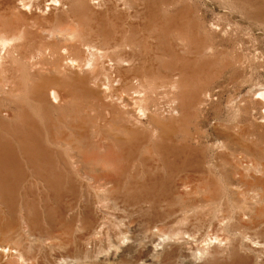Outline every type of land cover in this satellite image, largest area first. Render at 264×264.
Instances as JSON below:
<instances>
[{
	"label": "rangeland",
	"instance_id": "1",
	"mask_svg": "<svg viewBox=\"0 0 264 264\" xmlns=\"http://www.w3.org/2000/svg\"><path fill=\"white\" fill-rule=\"evenodd\" d=\"M78 1L0 0V31L22 27L32 38L24 51L37 48L70 90L46 127L67 138L39 139L49 149L39 155L44 171L67 183L61 195L10 136L17 112L34 114L35 104L25 92L0 94L15 159L4 176L17 180L12 201L0 196V264H264V0H93L87 12ZM73 30L133 44L137 67L126 72V98L146 109L132 132L120 127L125 117L115 122L128 151L107 152L108 140L96 138L104 105L91 88L106 68ZM18 61L26 71L15 78L26 90L30 66ZM63 63L71 70L60 74ZM111 79V91L120 88ZM82 115L92 145L68 126Z\"/></svg>",
	"mask_w": 264,
	"mask_h": 264
},
{
	"label": "bare ground",
	"instance_id": "2",
	"mask_svg": "<svg viewBox=\"0 0 264 264\" xmlns=\"http://www.w3.org/2000/svg\"><path fill=\"white\" fill-rule=\"evenodd\" d=\"M72 1H74V0H72ZM91 1H93V0H79L78 1L79 9H82L83 11L87 12L91 8ZM54 2L59 3L61 5L64 4L63 3L64 1L62 2V0H54ZM103 2H105V1H103ZM112 6L113 5L110 4L109 8L112 9L113 8ZM73 7H74V4H73ZM73 7H72V10H73ZM69 8L71 9V7H69ZM85 12H83V13L85 14ZM14 19H16V18H14ZM13 25L14 26L11 27L12 28L11 30H13V31L9 34L6 33V31H4V30H3V32L0 31V94L2 92H5L6 89H8V92H10V93L14 92V91L19 92V93L25 92V94L28 95V96H25V98L27 99V102L28 103L32 102L35 104L36 113L33 114L31 109L28 110L27 107L23 106L24 108L20 109L21 111L19 110L16 114L17 117H19V119H18L19 123L16 124L17 126L16 127H13V126L8 127V124L6 123L7 120L3 118L4 116L2 117V112L3 113H6V112L1 110V107H0V196L3 198L4 201H7L8 197L12 201L14 199V196H12V195L10 196L9 192L13 191L12 187L15 184H17L16 179L9 181V180L5 179V177L6 176L8 177V175L4 176V174L9 173L7 170H8V168H10L11 163H13V161L15 160L14 158H12L9 155L12 152V148L10 145L11 140L9 142L8 140H6L7 138L3 137L6 134H8L7 133L8 129H10L12 127H13V130H12V132H10V136L12 135L13 138L17 139V144L22 149V152L24 153L25 157L29 158V160L31 161L32 167L34 168V169L33 168L32 169L37 171V170H41V168H42V171H40V172H42L41 174L43 176H45V177L47 176L45 179L48 181V183H50L49 188H52L54 193L61 195L62 194V188H64L63 185H64V183H66V181H64V178L61 180V177H59V179H57V178L50 179L49 178L50 176L48 177L47 173L44 171V170H46L45 164H44V166L42 164H40L41 161L39 160V158H40L39 155L47 156L49 149L46 148L45 146H43L39 142V139L41 137L43 138V136H44L46 139H48L52 143L56 142V144H59V143L63 142L62 139L67 138V134L65 135V133H63L64 131L59 133V134L58 133L53 134V132L51 133V131H47L46 127L49 128V130L53 128L54 122H53V117H52V113H51V111H53V107L56 105H60V104L66 102L68 100V97L70 96V90L67 88V85H69V84H67V82H65V85H64L65 87H63L59 81L60 80L59 76H56L55 69L52 66H51L52 68L46 67L44 65V63L42 64L37 59V58H39V57H37L38 56V52L36 51L37 48L35 49V51L33 49L29 50V51H24V45L27 46V42L30 40L31 37L29 36L27 39V35L25 34L24 29L22 27H20L19 25H17V26H15V24H13ZM2 29H4V28H2ZM69 34H71L73 39H74V37L79 38V42L82 43L81 45H83L84 47L87 46V49H88L87 51L90 54V56L99 57L101 66H104V68H106V79H104L102 83H99L98 80L97 81L95 80L94 81L95 87H98V88H93V89L91 88V90H93L92 91L93 94H97V93H98V95L100 94L99 97L101 96L100 99L102 101V104L104 105L102 112L96 113V116L99 118V122H100V120L103 121V123H102L103 126L100 128V132H101L100 134L101 135L99 134V136L97 135L98 137L96 136V138H98L97 140L100 141V144H102L103 138H104L103 141H105V139L108 140V142L106 144H104V145H107V149H105V150H107V152H109L111 150L116 151V153H118V152L121 153V152H124L126 150L128 151V145L126 146V143L124 142V140L122 138H120L116 134V132H114V129H118V126L116 127L115 122L117 119H119V116L125 117L128 120V122H125L124 124L122 123L120 127H121L122 131L125 130L126 132H130L131 131L130 129L132 127L129 124H133V122L135 123V119L137 118L136 116L139 115L138 113L140 111H145V109H146V108H144L143 105H140V104L137 105L136 104L137 102H135L136 105H133V102H130L128 100L129 97L126 98V96L129 95V92H127L128 91L127 89H128L129 83L131 81V79L129 78V76L126 72L134 71V69L137 67L136 66L137 62H135V59H138V58H136L137 54H136L134 48L132 47L133 44L131 45L132 38L130 39V36H129L128 40H131L130 41L131 43H127L126 45H124V43H122V44L117 43L115 45H111L110 44L111 38H105L104 37V39L102 38L101 42L100 41L97 42V41H94V38H92V37H91L92 39L90 37H89L90 38L89 39L88 37L86 38V37L80 35V33L77 30H73V31L69 32ZM94 37H96V36H94ZM99 38H100V36H99ZM99 38H97V39H99ZM125 41H126V39H125ZM73 46H74V44H73ZM73 46H72V48H73ZM14 53H16V54H14ZM88 53H87V55H88ZM63 59H64V57H63ZM18 60H22V61L24 60L30 66L29 72H30L31 83H28L29 88H27L25 86L26 90H23V88H22L23 83L21 82V80L17 81L18 79L16 80V78H15V77H17L16 75H18V76L21 75L20 77L22 79V76H23V74H25V71H26V69L23 70V68H20V66L17 67L15 65L16 63L19 64ZM86 60H87V63L90 64V63H92L93 58L88 56L86 58ZM80 61L82 62V60H80ZM63 64L60 65V69L57 68L59 70L60 74L66 73L65 71L67 69L68 70L70 69V68H68V66H71L70 63H69V65H67V64L63 65ZM80 64H82V63H80ZM143 68H145V67H143ZM141 70H143V69H141ZM29 72H28V74H29ZM135 74H136V70H135ZM68 75L69 74H67V76ZM74 75L75 74H73V76ZM141 76H142V74H141ZM141 76H139V77H141ZM27 77H29V76H27ZM82 78H79V79L81 80ZM110 78H112L111 79L112 82L118 81V84L120 83V86H119L120 88L115 87L111 91ZM66 80H68V78ZM75 80H74V82H75ZM82 81L84 82V80H82ZM27 82H29V81L26 80V83ZM74 82H72V83H74ZM75 84H77V83H75ZM115 86H116V84H115ZM136 89H138V88H136ZM140 92H141L140 90H135L134 93L139 94ZM21 96H23V95H21ZM94 97L96 98V96H94ZM12 112L10 113L11 117H13L15 115L14 114L15 112L14 113H12ZM84 118L85 117L82 115L76 119L79 121L78 123L72 122L73 124H70L71 123L70 122L68 126H70V128L72 130L71 133L74 135L73 138L77 137L79 140H83V142H81V143H84V140H86L85 141L86 145H92L91 140L89 141V137H91L90 136L91 133L88 132V130L85 126V122L87 119H84ZM36 119H38L39 121ZM137 120H138V118H137ZM113 136L116 138H120V139L112 140ZM79 140H77V141H79ZM42 141L43 140H41V142ZM104 145L103 146L101 145V146L104 147ZM105 148H106V146H105ZM130 152H128L129 156L131 154ZM161 152H162V156H163V149H161ZM7 155H9L10 157H7ZM111 158L115 159V157H113V156H111ZM111 158L107 157L106 159L113 162V160ZM46 159H47V157H46ZM44 160H42V161H44ZM162 160H163V157H162ZM46 163H47V161H46ZM175 166H177V165L175 164ZM119 167H120V165H119ZM49 170L50 169H48V171ZM54 174H56V173H54ZM55 176L57 177V174ZM52 181H54V182H52ZM114 183L117 184L116 181H114ZM133 197H134V199L137 198L136 201L137 202L139 201L138 203H140V201L144 202L147 199H148V201L150 200L149 198L146 199V198H143L142 196L138 197V196L134 195ZM133 197H131V199ZM134 199H133V201H134ZM134 205H136V204H134ZM155 214H156V216H154V217H156L157 219L162 218L161 214H159V213H155ZM150 217H151V215H150ZM154 220H155L154 218H151V220L148 221L149 223L146 221V223H148L147 229L150 231H151L152 227H154L153 226L154 225L153 223L155 222ZM157 221H159V220H157ZM144 232H145V230H144ZM121 262L126 263V264H130L126 260H123Z\"/></svg>",
	"mask_w": 264,
	"mask_h": 264
}]
</instances>
